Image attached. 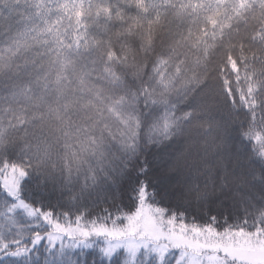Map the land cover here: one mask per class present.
<instances>
[{
    "label": "snow or ice",
    "instance_id": "snow-or-ice-1",
    "mask_svg": "<svg viewBox=\"0 0 264 264\" xmlns=\"http://www.w3.org/2000/svg\"><path fill=\"white\" fill-rule=\"evenodd\" d=\"M0 264H264V0H0Z\"/></svg>",
    "mask_w": 264,
    "mask_h": 264
},
{
    "label": "trees",
    "instance_id": "trees-1",
    "mask_svg": "<svg viewBox=\"0 0 264 264\" xmlns=\"http://www.w3.org/2000/svg\"><path fill=\"white\" fill-rule=\"evenodd\" d=\"M23 10V9H22ZM233 135H235V131L233 130ZM206 153L203 150V147L201 149V154H200V162L201 165L203 164L204 161H207V164L209 166H220L221 163L223 164H227L228 161L227 160H222L221 156L222 153H219V150L217 149V147L213 144H211V142H209V144L206 146ZM193 159H197L196 157H193ZM182 176H187L188 173H182ZM192 175L195 176V172H192ZM53 202H55V197H53Z\"/></svg>",
    "mask_w": 264,
    "mask_h": 264
}]
</instances>
